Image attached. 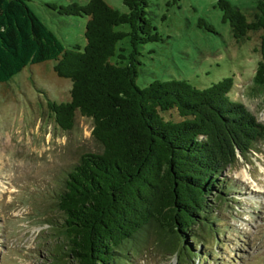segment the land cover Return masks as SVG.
<instances>
[{
	"label": "trees",
	"instance_id": "obj_1",
	"mask_svg": "<svg viewBox=\"0 0 264 264\" xmlns=\"http://www.w3.org/2000/svg\"><path fill=\"white\" fill-rule=\"evenodd\" d=\"M28 1L0 0V85L54 62L71 89L68 101L48 99V112L65 131L77 115L90 119L101 148L81 155L53 191L60 221L46 220L50 264H134L150 245L177 264L213 262L212 246L225 231L218 210L234 203L238 190L222 174L264 141V123L229 97L233 77L204 89L178 79L139 87L140 49L163 41L149 0H123L127 12L105 0L51 4L59 16L86 19L84 46L69 48ZM215 8L236 43L259 35L253 83L264 92V0L248 13L228 0ZM197 25L216 34L203 18Z\"/></svg>",
	"mask_w": 264,
	"mask_h": 264
},
{
	"label": "rangeland",
	"instance_id": "obj_2",
	"mask_svg": "<svg viewBox=\"0 0 264 264\" xmlns=\"http://www.w3.org/2000/svg\"><path fill=\"white\" fill-rule=\"evenodd\" d=\"M88 1L29 0L28 4L69 48L84 46L86 19L59 16L50 5ZM105 1L127 12L123 0ZM168 1L149 0V18L163 41L140 49L137 85L178 79L204 89L233 77L229 97L264 123V92L253 83L260 60L259 35L236 43L215 8L216 0H179L171 6ZM228 1L244 13L254 6V0ZM200 18L212 24L216 34L198 28ZM53 65L27 67L0 85V264H50L47 245L53 236L46 220L60 221L53 191L61 187L81 155L101 151L92 138L90 119L77 115L74 127L65 131L48 112L47 100L68 101L71 89L70 80L57 77ZM255 148L222 174L238 190L232 194L234 203L217 209L225 231L218 245L212 246L216 258L205 264H264V141ZM134 264H177V259L150 245Z\"/></svg>",
	"mask_w": 264,
	"mask_h": 264
}]
</instances>
